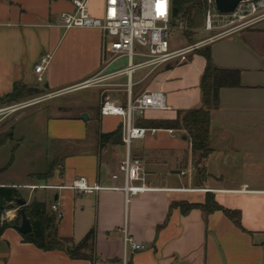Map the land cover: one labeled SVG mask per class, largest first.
<instances>
[{
  "label": "crops",
  "instance_id": "0c3cea01",
  "mask_svg": "<svg viewBox=\"0 0 264 264\" xmlns=\"http://www.w3.org/2000/svg\"><path fill=\"white\" fill-rule=\"evenodd\" d=\"M72 1L0 0V98L15 84L55 94L91 82L103 69L108 40L103 33L60 25V15L74 11ZM104 2L90 0L91 15L102 17ZM208 49L212 67L238 71L239 78L237 86L219 90V106L210 112L211 154L203 185L195 180L198 156L185 131L156 129L133 140L129 149L122 141L101 147L99 134L116 131L122 118L102 116L101 107L81 103L60 106L68 113L46 118L44 140L61 156L51 177H37L47 170L31 172L28 177L38 182H4L0 187L17 188L26 205L42 202L50 212L58 205L60 238L78 244L96 228L94 264H124L125 231L146 247L128 252V264H264V20L215 41ZM47 55L50 63L39 82L35 67ZM114 64L105 66L109 75L126 67L109 71ZM206 68V58L196 52L183 64L135 71L132 96L162 91L169 106L165 111H147L136 118V125L153 129L147 125L151 121L174 120L178 111L203 107ZM112 78L122 82L127 76ZM83 113L89 116L87 121L81 118ZM127 158L142 168L143 180L134 184L148 188L128 199L119 170ZM114 174H119L117 180ZM80 177L99 189L93 193L72 189ZM21 189L30 190L29 195ZM39 189L44 193L35 198ZM207 193L224 209L239 213V225L222 211L206 215L193 209L183 214L172 207L180 202L204 203ZM18 215V208L5 211L4 222H14ZM0 264L91 262L71 259L63 251H43L25 243L10 227L0 235Z\"/></svg>",
  "mask_w": 264,
  "mask_h": 264
},
{
  "label": "built area",
  "instance_id": "2783aa9c",
  "mask_svg": "<svg viewBox=\"0 0 264 264\" xmlns=\"http://www.w3.org/2000/svg\"><path fill=\"white\" fill-rule=\"evenodd\" d=\"M74 11L64 12L60 15V25L69 30L73 28L98 29L107 42L105 44V55L107 64L111 65L117 60L127 58L124 69L113 73L111 76L126 75L128 78V97L124 104H113L105 101L100 109L102 116H118L122 118V142L129 149L133 140L144 139L149 133L154 134L156 129L138 127L136 118L144 115L147 111H165L169 109L167 97L162 91L146 92L139 97L132 96L131 77L137 70L148 68L151 71L166 64H183L188 62L189 56L205 49L215 41L226 37L234 32L247 29L264 20V0L258 2L241 3L233 14H220L215 7V0H208L205 30L214 32L223 30L219 35L208 37L202 41L189 43L181 48H173L170 44V31L177 28L184 31L183 22H175L172 16V0H105L104 13L102 17H95L89 12L90 0H73ZM51 57L45 56L35 67L38 81L43 80ZM138 60V61H137ZM91 82H86L64 91L51 94L54 95L89 88ZM46 100L34 99L27 103H17L8 106H0V116L17 112L29 105H34ZM172 133L173 130H170ZM123 174L127 199L138 193L146 191L145 186H136L134 183L143 180L142 168L139 163L132 162L127 158L120 166ZM119 174H114L117 180ZM72 189L93 193L99 187H92L88 181L80 177L76 179ZM52 213L61 219V211L58 205H53ZM1 221L4 217L1 215ZM145 245L137 243L130 238L125 231V256L124 264H128V252L144 251Z\"/></svg>",
  "mask_w": 264,
  "mask_h": 264
},
{
  "label": "trees",
  "instance_id": "16d2710c",
  "mask_svg": "<svg viewBox=\"0 0 264 264\" xmlns=\"http://www.w3.org/2000/svg\"><path fill=\"white\" fill-rule=\"evenodd\" d=\"M208 0H172V16L175 22H183L184 33L191 43V36L200 19L207 14ZM207 60V68L202 78L203 107L187 111H178L174 120H155L148 123V128L168 129L173 131H185L190 140L193 154L197 155L194 163L195 180L203 185L208 178L206 161L211 154L209 146L210 138V112L219 106V90L226 86H237L239 72L212 67L210 50L207 48L199 51ZM43 91L29 88L22 84H15L13 91L0 98V106H8L23 102L24 98L38 95ZM122 125L109 134H99V145L118 144L122 141ZM9 138V133L0 141V147ZM54 170L52 164L44 174L38 175L42 180H48ZM19 199H23L19 190L14 187H0V206L16 205ZM178 207L183 214L193 209H200L206 215L216 211L224 212L235 224L239 225V213L224 209L216 201L211 193H207L205 202L201 204H189L186 202L174 203L172 207ZM18 207V206H17ZM27 217L31 221L32 232L22 235L25 243L35 245L43 251H63L71 259L88 260L94 264L96 259V228H92L85 237L75 244L69 240L60 238L57 233L60 219L50 212L45 203L34 201L23 207ZM4 210H1V214ZM20 213L14 222H4L0 227V235L3 230L19 225Z\"/></svg>",
  "mask_w": 264,
  "mask_h": 264
},
{
  "label": "rangeland",
  "instance_id": "374dc122",
  "mask_svg": "<svg viewBox=\"0 0 264 264\" xmlns=\"http://www.w3.org/2000/svg\"><path fill=\"white\" fill-rule=\"evenodd\" d=\"M205 22L206 16L198 21L193 30L194 34L190 37L191 43L217 36L223 31L207 32ZM170 44L173 48H181L189 44V41L184 31L172 28ZM107 61L108 58L105 57L103 69L92 78V85L89 88L66 91L51 98H49L51 94L44 91L38 95L24 98L21 103H27L34 99L45 98L47 100L26 106L15 113L6 115V117L0 116V141L9 133V138L0 147V183L38 182L31 180L28 174L46 171L55 162H60L61 156L54 153L53 144L46 143L44 140L46 118L53 114L68 113L64 109L60 110V106L70 107L86 103L90 107L100 108L107 100L117 102L119 105L127 101L128 78L122 82L119 81L120 79L112 78L105 70ZM126 64L127 58L119 59L109 71L125 67ZM21 191L25 196L30 193V190L27 189H21ZM43 193L44 191L39 189L34 197H40ZM4 213L5 211L2 216Z\"/></svg>",
  "mask_w": 264,
  "mask_h": 264
},
{
  "label": "water",
  "instance_id": "95a60500",
  "mask_svg": "<svg viewBox=\"0 0 264 264\" xmlns=\"http://www.w3.org/2000/svg\"><path fill=\"white\" fill-rule=\"evenodd\" d=\"M260 0H215V7L216 10L220 13V14H224V15H229V14H233L237 11L239 5L241 3L244 2H258ZM81 118L84 121H87L89 119V116L86 113H83L81 115ZM26 205V202L24 199H19L17 201V206L16 205H8L6 207H1L0 206V227L2 225V221H1V210L4 211H10V210H14V209H19V213L21 216V221L19 223V225L15 226V229L21 234H28L32 232V225H31V221L30 219L27 217L23 207Z\"/></svg>",
  "mask_w": 264,
  "mask_h": 264
}]
</instances>
